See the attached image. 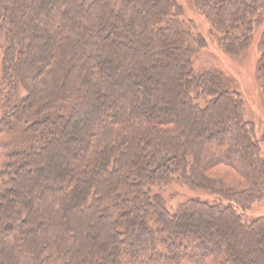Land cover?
<instances>
[{"label": "trees", "instance_id": "trees-1", "mask_svg": "<svg viewBox=\"0 0 264 264\" xmlns=\"http://www.w3.org/2000/svg\"><path fill=\"white\" fill-rule=\"evenodd\" d=\"M0 48V264H264V0H0Z\"/></svg>", "mask_w": 264, "mask_h": 264}, {"label": "rangeland", "instance_id": "rangeland-1", "mask_svg": "<svg viewBox=\"0 0 264 264\" xmlns=\"http://www.w3.org/2000/svg\"><path fill=\"white\" fill-rule=\"evenodd\" d=\"M188 16L193 17L191 19L196 21L198 25V29L203 34L208 35L209 33L208 29H210V26L206 21V19H204V17L201 14L195 17L194 14L189 11ZM255 43L253 44L252 47L254 53H255ZM218 48L219 47L217 46L216 42L213 41L211 50H213L217 54ZM254 61H255V54L253 55L251 54V59L248 58L244 64L240 63L238 67H233V68H236L238 71L239 78H236L238 82L236 86V90L241 93L242 97L245 100L246 108H247V120L255 124L257 136L261 137L262 134L264 133V96L260 94L253 79ZM1 82H2V50L0 48V88H1ZM10 139L11 137L8 135H4V134L0 135V169L5 162L6 152L4 148L6 149L9 148ZM183 195L184 193L183 191H181L180 196ZM195 195L203 198H209V199L211 198L210 195L202 191L195 192ZM165 196L167 197L168 193L165 192ZM172 202L176 203L177 200H172ZM250 213L251 216L253 217H264V203L255 204ZM164 245H167V243L164 242Z\"/></svg>", "mask_w": 264, "mask_h": 264}]
</instances>
